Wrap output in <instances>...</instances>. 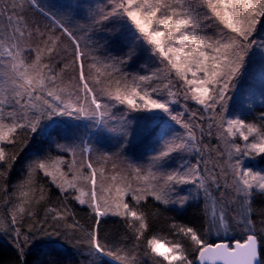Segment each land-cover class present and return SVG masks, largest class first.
Segmentation results:
<instances>
[{"label": "snow or ice", "instance_id": "snow-or-ice-1", "mask_svg": "<svg viewBox=\"0 0 264 264\" xmlns=\"http://www.w3.org/2000/svg\"><path fill=\"white\" fill-rule=\"evenodd\" d=\"M25 4L27 10L34 13L30 21L23 15ZM108 5L107 10L95 13L94 27L122 20L131 35L123 39L117 36L110 41L117 46L118 54H113L108 43L102 46L104 68L109 77L107 84L92 75L94 68L100 71L96 68L99 62L96 50L101 46L90 43L93 37L87 29L77 28L70 14L53 13L41 0H11L0 5V19L5 16L7 19L6 26L0 27V179L10 174L20 153L36 135L51 139L50 129L57 118L90 120L95 124L115 119L109 113V108L115 104L105 103V98L126 104L130 110L163 113L183 131L163 133L146 167L127 161L136 187L115 164L111 184L105 183L108 177L103 169L99 170L98 183V170L93 163L81 160L77 167L76 155L93 150L90 143L82 140L79 145L55 142L58 152L73 156L67 163L68 172L61 171L59 165L65 161L59 156L37 153L26 166L28 175L26 181L21 182V188L27 186L33 173H42L51 178V183L61 193L71 195L79 205L86 206L93 223L87 232V251L81 252L88 260L79 264H98L100 255L110 257L117 264H137L135 258H128L132 256L131 251L121 257L123 250L110 249L103 244L99 229L101 218L118 217L134 230L137 240L141 239L149 228L141 202L146 204L149 197L160 204L179 208L201 197L206 204V227L172 224V241L155 236L147 240L146 254L151 255L152 264H264V209L257 210L253 205L256 195H264V174L246 169L238 158L231 163L234 153L264 154V125L257 129L240 116L226 115L232 99L229 93L235 89L234 81L245 69L246 58L254 47L264 49V39H257V25L264 30V0H179V9L167 0H108ZM79 7L77 4L76 8ZM65 41L67 47L63 46ZM146 51L157 57L163 67H157L151 74H144L143 70L130 73L129 69ZM90 57L92 63H88ZM58 66L59 72L56 71ZM65 70H70L72 79L77 81L78 91L74 94L58 83ZM113 87L115 91L111 90ZM73 95L74 101L69 102ZM181 98L201 106V111L208 113L207 118L200 112H189L187 104V121L183 115H173L172 105L179 104ZM156 118V115L145 117ZM159 118L163 120L164 116ZM204 119L210 121L207 133L200 123ZM259 120L264 122V112ZM214 126L228 150L226 163L230 174L223 168L217 173L218 165L207 166L205 153L209 146L203 142V137L211 136ZM126 128L124 121L120 129L111 126L107 129L120 137L117 156H123L128 150L124 139ZM237 133L245 142L249 141L250 133L258 135L241 148L228 139ZM174 156L181 157L180 163L169 169L167 164ZM110 158L101 156L105 160ZM84 167L87 173L82 171ZM68 173L72 174L71 180L67 178ZM82 185H88L89 190L85 191ZM182 186H192L195 192L182 194ZM30 190L31 198L24 199L19 207L13 206L6 219L7 226H0V231L13 234L15 249L11 257H0V264H29L34 237L45 231L42 224L49 217L59 221L71 214L66 206L49 207L45 203V220L37 221L34 208L46 201L47 192L39 186ZM7 192L5 189L6 195ZM22 195L28 197L27 192ZM28 220L31 223L25 230ZM73 227H79L78 222ZM237 229L242 232V239L229 235ZM49 255L54 258L42 264H61L65 260L55 251ZM66 264L72 261L67 260Z\"/></svg>", "mask_w": 264, "mask_h": 264}, {"label": "trees", "instance_id": "trees-1", "mask_svg": "<svg viewBox=\"0 0 264 264\" xmlns=\"http://www.w3.org/2000/svg\"><path fill=\"white\" fill-rule=\"evenodd\" d=\"M11 0H0V5ZM41 2L48 7L51 12L56 14H70L73 17V23L79 29H87L88 34L93 37L90 43H97L101 47L96 50L97 61L96 68L100 71L97 72L94 68L92 75L96 79H100L107 84L109 77L104 68V49L103 45L108 43L109 48L113 54L117 53V46L111 44L110 41L117 36L123 39L125 36H130L127 33L126 23L122 20H112L107 22L103 27H94L93 18L95 13L105 11L109 7L108 0H41ZM169 4L179 9V0H167ZM194 2V0H193ZM79 4L80 7L76 8ZM24 17L26 20H31L34 16L32 11L27 10ZM264 21V18H262ZM205 23H208L207 21ZM7 24L6 16L0 19V27ZM259 30L258 40L264 39V30ZM255 35V34H254ZM107 38V40L105 39ZM64 47H67V41L64 42ZM191 47H194L192 45ZM70 52L71 49L69 48ZM67 56V53H64ZM70 59V57H68ZM45 62L48 58L45 57ZM92 58H89L88 63H92ZM62 66V65H61ZM157 67H163L159 59L152 55L151 52H143L136 63L129 69V72L136 74L143 70L144 74H151L156 71ZM59 72V66L56 68ZM87 72V64H86ZM115 75V74H113ZM190 77V73L188 74ZM174 78V70L171 73ZM175 82V81H174ZM58 83L61 87H65L68 93H76L77 81L72 79L70 70H65L59 77ZM182 84L183 82H179ZM235 89L229 93L232 99L229 100V112L226 115L240 116L245 120L246 124H254L257 129H261L264 122L259 120L261 112H264V49L254 47L246 58L245 69L242 74L234 81ZM179 87V84L177 85ZM115 91V87L111 89ZM245 92H249L246 94ZM67 98V97H66ZM74 95L69 102H73ZM105 103L115 104L114 107L109 108V113L115 119H107L105 124H95L90 120L75 121L70 118H57V123L53 124L50 132L51 139L42 135H36L34 140H31L29 146L25 148L19 156V160L11 169L10 174H6L5 179H0V226L6 227V219L10 209L13 206L19 207L24 199H30L32 196L31 187L39 186L44 187L47 192L46 201H41L40 205L35 206L37 221L43 222L45 220L44 205L47 203L49 207L66 206L70 210V215H66L65 219L59 221H52L49 217L47 222L42 224L45 231L40 232L39 235L34 237V247L32 248L29 264H42V261L51 260L54 257L49 253L55 251L65 258L61 264H66L67 260H71L72 264H79L80 261H87V255H81V252L87 251V232L90 225L93 223V217L90 215L86 206L79 205L77 201L71 198V195H65L51 183L50 177H44L42 173H33L31 181L27 182V186L21 188V182L26 181L28 175L27 164L36 158L37 153L41 156L51 155L53 157L59 156L65 163L59 165L61 171L68 172L67 163L73 160L71 153L58 152L55 147V142L59 143H76L81 144L83 140L85 143H90L92 151L87 153L88 161H86V153H78L75 157L77 167H79L81 160L93 163V166L98 170L97 176L99 178V170L105 169V162L109 164H120L127 166V161H131L135 165H144L146 167L147 160L154 149L159 147V137L165 133L175 134L182 132L183 129L170 117L163 113H148L142 110H130L128 106L116 104L113 101L104 99ZM249 103L251 107H249ZM187 104L189 112L197 111L207 118L208 113L201 111V106L196 105L193 101H184L181 98L179 104L172 105L173 115H183V119L187 121L189 114L185 112V105ZM156 115V119H145L146 116ZM159 116H164L163 120ZM127 122V136L124 138L128 145V150L123 156H117L118 144L120 137L113 132L108 131L111 126L120 129L121 124ZM208 119L200 120L204 125L207 133ZM226 127V125H225ZM246 131V129H245ZM59 133V135H57ZM150 133V134H149ZM212 135L207 134L203 137V142L213 150L214 154L220 153L218 151L216 141L218 133L215 126L212 129ZM257 133L249 134V141L245 142L237 133L234 137H229L230 142L244 148L247 143H251L257 138ZM207 151V152H208ZM206 152V153H207ZM107 155L110 159H101V156ZM251 167L249 170L264 174V154L258 152H250ZM175 161L179 158L175 157ZM206 158V156H205ZM83 172L87 173L88 169L84 167ZM69 180L72 179V174L68 173ZM88 187V185H84ZM5 189L8 190L7 195ZM85 190V189H84ZM23 192L28 193V197L22 195ZM71 192V190H70ZM78 195V193H76ZM130 199V197H126ZM8 203H5V202ZM145 216L148 218L149 228L145 231L144 236L137 240L133 229H130L122 218L118 217H103L99 234L101 242L110 249L123 250L120 252L121 257H126L129 251L132 256L129 259L135 258L137 264H152V257L148 253L147 240L152 239L154 236L159 239H166L172 241L174 234L172 232V224L177 226L192 225L197 228L206 227L205 206L202 202L189 203L183 210L167 207L159 202L154 201L151 197L148 198L147 203L141 202ZM255 209H264V195H256L253 201ZM78 222L79 227H73ZM131 222V220H130ZM31 220L24 224V229L27 230ZM138 223V222H136ZM256 223L260 225V217L257 215ZM38 227L41 225L38 224ZM234 239H242L243 235H239L236 231L233 232ZM13 234L10 232L0 231V257L5 259L14 254V247L12 245ZM79 250V251H77ZM108 256L100 255L98 264H117L116 261H109Z\"/></svg>", "mask_w": 264, "mask_h": 264}, {"label": "rangeland", "instance_id": "rangeland-1", "mask_svg": "<svg viewBox=\"0 0 264 264\" xmlns=\"http://www.w3.org/2000/svg\"><path fill=\"white\" fill-rule=\"evenodd\" d=\"M246 94H249V92H245ZM249 97H250V94H249ZM225 135H227L225 133ZM229 139V138H228ZM230 142V140H229ZM232 143V142H230ZM216 145H217V148H218V151L220 153H223V155H219V154H214L213 153V150L210 149V152L208 151L207 153H205V156L209 163H208V167L209 168H212L214 165H218L216 167V172L219 173L221 171V168L224 169V172L225 173H229L230 174V169H229V165L228 163H226V161L229 160V157H228V150L225 146V144L223 143V141L221 139H217L216 141ZM175 157H178L179 159L177 161H175ZM250 156L248 155H244V154H233V157H232V161L231 163H235L236 159H240L243 161V165L246 169H249V168H252L251 167V162H250V159H249ZM189 160L193 159V157H188ZM195 159H199V157H195ZM180 160H181V157L180 156H174L173 159H171L168 164H167V167L169 169H172V168H175L179 163H180ZM86 161H88V157H87V153H86ZM113 165L114 164H109L107 162H105V169L103 168L104 170V173H105V176L108 177V179L105 181L106 184H111V180H110V177L112 174H114V168H113ZM116 165V169L117 170H120L122 172V174L124 175H127L128 176V179L130 181H132L133 183V187H136L137 184H136V181L133 180V177H132V174L130 172V170H128L127 166H124V165H118V164H115ZM144 174V173H142ZM98 183H99V178H98ZM221 183H223V179L221 180ZM255 183V182H254ZM82 187H84L85 191H87L88 187H85L84 185H82ZM223 190V189H221ZM189 192H195V190L192 188V186H182V194H188ZM197 201H200L202 202V204L206 207V204H205V201L203 199V197L199 198V199H192L189 201V203H195ZM163 205V204H162ZM164 206H167V207H172V208H176L177 210H183V208H179L178 206H171V205H164ZM236 232L241 236L243 235L242 232L237 229ZM231 237H234L233 236V232L229 234ZM213 239H218L217 237L213 236L212 237ZM107 258V257H106ZM109 261L113 262L111 259L107 258Z\"/></svg>", "mask_w": 264, "mask_h": 264}]
</instances>
